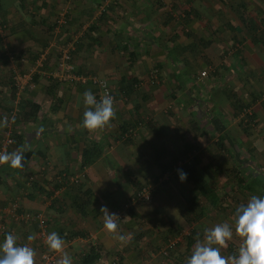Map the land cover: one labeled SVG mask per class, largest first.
I'll return each mask as SVG.
<instances>
[{"label": "crops", "instance_id": "0c3cea01", "mask_svg": "<svg viewBox=\"0 0 264 264\" xmlns=\"http://www.w3.org/2000/svg\"><path fill=\"white\" fill-rule=\"evenodd\" d=\"M182 9L187 12L179 13ZM66 20L74 27L88 26L72 42L75 73L105 76L112 95L125 96L115 95L114 117L94 132L82 127L83 93L90 89L97 95L98 86L67 79L58 67L61 40L78 31L62 32ZM263 24L264 0H0V74L32 75L29 84L14 91L12 104L0 99V118L19 99L39 107L33 121L28 117L13 126L12 118L0 127V151L30 145L24 168L0 166V221L18 243L47 246L46 238L44 243L38 239L37 220L17 222L4 214L15 200L21 210L43 217L46 234L61 230L72 257L94 248V264H186L197 236L203 240L204 230L215 226L198 230L202 221H193L208 217L203 209L208 200L181 183L177 170L194 163L206 178L211 174L210 198L217 207L223 202L216 181L223 169V139L233 143L234 134L238 175L264 182V45L253 41ZM6 48L16 55L7 59ZM40 58L41 67L36 66ZM232 94L248 108L235 114ZM121 127L128 129L127 139L129 133L134 136L120 147L114 140ZM13 133L21 136L17 143ZM201 136L212 139V145L196 143ZM173 138L181 142L176 149ZM80 172L85 176L79 184L56 183L62 173ZM31 176L42 188L30 187ZM137 177L156 187L154 208L129 207L143 185ZM104 206L120 213L117 235L103 227ZM186 228L197 233L190 247L188 233L180 236ZM30 234H35L33 241L27 240ZM167 240L175 244L163 258L160 249Z\"/></svg>", "mask_w": 264, "mask_h": 264}, {"label": "clouds", "instance_id": "9594fccd", "mask_svg": "<svg viewBox=\"0 0 264 264\" xmlns=\"http://www.w3.org/2000/svg\"><path fill=\"white\" fill-rule=\"evenodd\" d=\"M83 103L86 110L83 113L82 127L89 132L108 126L115 115L113 98L105 95L97 100L89 89L83 93ZM8 117L0 118V127L6 126ZM43 131V129H40ZM39 134V133H37ZM30 145L18 148L12 152L0 151V166L7 165L12 169L24 168L25 151ZM181 183L187 179V173L177 170ZM103 214V227L111 234L117 235L121 218L110 212L107 206L100 209ZM234 230L228 223L218 224L204 230L203 240H198L186 264H264V197L253 195L246 204L235 209ZM234 231L241 243L232 255H222L221 249L233 238ZM35 234L27 237L28 241L35 239ZM124 240L123 235H118ZM46 244L50 251L61 253L57 264H73V258L65 250V241L60 234L52 231L47 234ZM35 250L27 243L19 244L17 237L7 233L0 241V264H34Z\"/></svg>", "mask_w": 264, "mask_h": 264}, {"label": "rangeland", "instance_id": "374dc122", "mask_svg": "<svg viewBox=\"0 0 264 264\" xmlns=\"http://www.w3.org/2000/svg\"><path fill=\"white\" fill-rule=\"evenodd\" d=\"M61 3L64 4L65 2L64 1H61ZM63 4H62V9H61V19H63V12H64V14L66 13L65 12L66 7H63ZM180 5H182V3ZM99 10H100V12H103V11H105V7L103 6V9H99ZM185 11L186 10H183L182 9V10L179 11V13H182V12L184 13ZM24 17L27 18V16H24ZM14 20L17 21L18 19H14ZM23 23H24V21H23ZM68 23H69L68 20H66V23H62L61 22V31L62 32L66 33L68 29L69 30L73 29L72 27H74V26H71ZM102 25H104V22L102 23ZM23 27H24V24H23ZM87 27L88 26H86V25L78 26L76 24L75 27H74L75 30L78 29V31H76V33H75L76 35H72L70 38H67V40H66L65 43L63 42V40H61V46L63 45L61 47V56H62V53L65 50L66 51L68 50V52L69 51H72V50H75L74 49V45L75 44L72 43L73 42V39L78 35L77 33L83 32L84 29H87ZM0 31L4 35L3 29H0ZM64 39H66V38L64 37ZM4 52L8 53L7 54V56H8L7 59L10 58L9 56L14 57V55H16L13 50H10L8 48H6V50H4ZM13 53H14V55H13ZM69 55L71 56V62L74 61L73 58H75V55L74 54H71L70 52H69ZM7 63H8V60H7ZM25 74H29V72L28 73L27 72L25 73V71L22 72V73L9 72V73L3 74V75L0 74V99L1 98L2 99L9 98V100H10L11 99V94L12 93L14 94L13 88H16L15 85H14V79H15V77H17V76H23ZM61 75L66 78V73L65 72H62L61 71ZM96 78L97 79H100L102 81H106L105 80L106 79L105 76L97 75ZM9 80H11L10 81L11 83H9ZM115 95H117V94L113 93V102L117 98L118 99H125V96L124 95H122L120 97L118 95H117L118 97L115 96ZM14 97H15V95H14ZM115 97H117V98H115ZM11 101H12V99H11ZM249 134L250 133H248V135ZM231 135H232V142L233 143H231L230 140L227 137H225V135H224V139H223V144H224L223 148L224 149H223V156H222V158H223V169H220V171H219L220 173L218 174V179H216V181L219 182L218 188L220 189L221 194L223 193V202L218 203L217 207L214 208L213 207V204L208 203L207 201L206 202L204 201L205 207L203 209L205 210L207 208L205 211L208 212V214H207L208 217H204V219L202 218L203 220H201V219L200 220L199 219H196L195 220V218H194V221H193L194 224H196L199 221H202L200 224H196L197 228L199 227L198 228L199 231L200 230H203V229H200V228H202L204 225L206 226V224L207 225H211V226H216L217 223L220 222V221H223V223H228L229 225H232L233 228H234V219H235L234 213H235V209L239 206L240 203H242L243 201H245V198L248 197V196H244V195L242 196V193H239L238 194L237 190L233 188V187H235V180H236L235 179V176L238 174V172H237V169H236V166H235L234 161L231 160V159H228L229 154H228V152H226V146H227V144L230 147L232 146V148L234 149L235 135L234 134H231ZM133 136H134L133 133H129L128 139L129 138L131 139ZM118 137L119 136H116V138L114 140V143L116 145H118V146L122 145L123 142H125V141L128 140L127 138L126 139H123L122 137H120V138H118ZM245 137H247V136H245ZM173 139H174V141L176 143V144L173 145V149H176L178 147H175L174 148V146L179 145L181 142L177 141L175 138H173ZM191 140H193V139L188 138L189 143H191ZM180 141H181V139H180ZM195 141H196V143L201 144V146L202 145H208V144L212 145L211 144L212 143V139H210L207 136L206 137L201 136L199 138H196L195 137ZM204 156H205V159H210L211 160V158H212L209 155L208 156L207 155H204ZM226 158L228 159V161H225ZM218 159H219V157L215 156V160H218ZM155 172L158 173V171H156V170H155ZM136 179L139 181L140 184H143L142 185V188L143 187H147V186H145V185H148V184L145 183V180L147 178L137 177ZM152 180H154L153 179V176H152ZM155 181H157V180L155 179L154 182ZM148 187H149V190L153 191V193H151L152 194V200H151V202L147 203L146 205L144 203L143 204H140L139 203V204H133L134 206H132L131 205L132 203L129 200V207L130 206L131 207L139 206V207H142V208H146L148 206V204H149V206H151L152 208H154V203L159 198V196L156 195V187L154 188V184H150V185H148ZM126 204H128V203H126ZM126 204H124V207H125ZM226 205H228V206H226ZM125 209L126 208H123L122 209L123 212L125 211ZM221 213H223V215H222L223 217L222 218H219L218 215L221 214ZM118 214L120 215L119 212H118ZM200 226H202V227H200ZM189 231H190V229H187V228L186 229H183V231L181 230L180 231L181 232L180 233V236H186V233L189 234ZM201 237H202V234H201V236L198 235L197 236V240L201 239ZM230 241L232 243H235L236 245L240 246L241 241L236 236L235 231H234L233 238ZM33 245H34L35 251H37V252L45 251L46 249H49L47 246H44V244L40 245V244L33 243ZM226 248H227V245H226V247H223V254L224 255H229L230 253H228V251H227ZM163 256H165V255H163ZM168 256H169V253L165 257H163V258H167Z\"/></svg>", "mask_w": 264, "mask_h": 264}, {"label": "trees", "instance_id": "16d2710c", "mask_svg": "<svg viewBox=\"0 0 264 264\" xmlns=\"http://www.w3.org/2000/svg\"><path fill=\"white\" fill-rule=\"evenodd\" d=\"M104 16H105V11L101 12L100 18L101 19H104ZM256 35L257 36L253 38V41L262 43L264 45V29H260V32H258V34H256ZM69 52L71 54H74V50L69 51ZM70 61H71V59H70ZM10 81L11 80H9V83H11ZM131 86H133V85L130 84V87ZM15 90L16 89L13 88V91H15ZM231 96L233 97L234 100H230V107L234 111L235 114H238L243 109L248 108V106L242 105L240 103L239 99H235V97H236L235 94H232ZM14 98H15L14 97V94L12 93L11 94L12 101H10L11 104H12ZM19 100L20 101L17 102V104L15 105V107L17 109V112H16L15 116L12 117L13 119L11 118L12 119V125L13 126H16L20 122L21 123H26L29 118H31V121H33V119L36 116V113H37V111L39 109V107L37 105L33 104L30 101H25V100H22V99H19ZM11 110L12 109H10V111ZM249 121H251V119H249ZM248 124H250V122H248ZM121 131L122 132L119 133V137L118 138H120L124 134H126V132L128 131V129L126 127H121ZM154 134H157V133H154ZM245 134H247V133H245ZM20 137L21 136L17 135L16 133H13V135H12V138L13 139L12 138L11 139L14 141V143H17L18 138H20ZM223 146H224V144H223ZM233 150L234 149H231V148L230 149H227L228 154H229L228 159H231V160H233L235 162V160H236L235 157L236 156L233 153ZM27 155H29V153H27ZM228 159L226 158L225 161H228ZM180 169H182L184 172L187 173L186 182L190 184L191 189H192V192L195 193L198 196L204 197L205 199L208 200L209 203L213 204L214 202H212L211 201L212 198H210L211 195L213 194L212 193L213 191L211 190L212 188L210 187V181L212 180L211 179L212 175L211 174H208L207 175L208 178H206L199 171V169L196 167V165L194 163H192V164L191 163L190 164H184V165L181 166ZM235 179H236L235 180V187H233V188L237 190L238 194L239 193H243L245 196L247 195L249 197V198L248 197L245 198V201H243L239 205L246 204L247 201L253 195H257V196H260V197H264V182L262 180H260L258 178H253V177L251 178V175L248 176V177H246L244 175L241 176V175H238V174L235 176ZM29 185H30V187H32V189L33 188H39L40 189V187H41V186L39 187L38 183L35 182V181L32 182V183H30ZM58 185L56 187H54L55 190H57V188L61 187L60 185L58 187ZM136 187H137V185H136ZM54 189L52 188V190H50L52 192H49L48 197L49 196H52ZM140 189H142V187H140L137 191H139ZM226 206H228V205H226ZM81 212L83 213V210H81ZM195 219H197V218H195ZM57 233L61 235V230H59V232L57 231ZM196 234L197 233L195 231H191L186 236V238H188L187 240H188V246L189 247L194 243V241H195V237L194 236ZM167 242H168V240H167ZM167 242H166V244H167ZM234 244L235 243H232L231 241H228L227 242V248L226 249H227L228 253H230L229 255H232L234 252H237V246H236V244L235 245ZM165 249H167V248L166 247H163V248L160 249L161 254L163 253V251ZM97 254L98 253H97V251L94 248H90L89 251L86 252V253H82L81 252L79 254V257L78 258L76 256L75 257L73 256L72 258H74L73 260H75V261H73V264H94L95 260H97V258H98V255Z\"/></svg>", "mask_w": 264, "mask_h": 264}, {"label": "built area", "instance_id": "2783aa9c", "mask_svg": "<svg viewBox=\"0 0 264 264\" xmlns=\"http://www.w3.org/2000/svg\"><path fill=\"white\" fill-rule=\"evenodd\" d=\"M71 57L69 55L68 50L64 51L62 53V56L60 58V62L58 64V67L60 68V71L66 73V78L70 80H76L78 82H86L91 81L93 84L97 85L100 93L96 95L97 100H100L105 95H110L113 98L112 92L106 81H102L100 79H97L95 76H86V75H78L75 73V69L71 64L70 61ZM42 61L44 59H41L36 63V66L41 67ZM206 74L205 71L201 72V76H204ZM31 74H25L23 76H17L14 79V85L15 89L19 92L23 86L29 84L31 82ZM17 112L16 107H14L11 111L5 113L3 117L7 116L8 121L15 116ZM123 139L127 138V134H124L122 136ZM11 141H8L10 143ZM85 173L80 172L74 175H68L66 173H62L56 177V183L60 186H66L67 184H79L81 180L84 179ZM36 181L35 176H31L28 178L27 183L30 184L32 182ZM152 200V194L151 190H149L148 187H143L137 193L135 194L132 203H149ZM4 214L7 215L9 218H11L14 221L17 222H31L34 220L38 221L40 231L38 234V239L43 241L47 237L46 234V223L43 217L39 214L31 215L25 211H21L20 203L18 200L13 201L10 206L6 207L4 209ZM7 233H12V231L9 229V227L0 221V237L6 235ZM44 243V241H43ZM45 244V243H44ZM175 244V241H170L167 244V249L163 251V255H167L169 249L173 247ZM30 247L34 248V245H29ZM35 250V248H34ZM61 253H56L53 251H50L49 249H46L45 251L37 252L35 251V259L34 264H57V261L61 257Z\"/></svg>", "mask_w": 264, "mask_h": 264}]
</instances>
